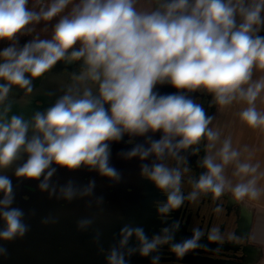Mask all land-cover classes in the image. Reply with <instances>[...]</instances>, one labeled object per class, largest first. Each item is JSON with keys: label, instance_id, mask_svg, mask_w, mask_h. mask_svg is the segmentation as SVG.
Segmentation results:
<instances>
[{"label": "clouds", "instance_id": "obj_1", "mask_svg": "<svg viewBox=\"0 0 264 264\" xmlns=\"http://www.w3.org/2000/svg\"><path fill=\"white\" fill-rule=\"evenodd\" d=\"M72 0H53L47 11L28 8V0H0V40L15 41L27 26L40 19L49 20L61 13ZM137 0H80L72 13L56 24L52 38L33 39L22 47L0 50V104L12 86L31 92L32 80L42 78L62 60L82 61L83 71L74 80L83 87L69 88L45 112H36L31 121L20 115H0V169H6L21 153L27 159L16 169V176L45 181L54 171L51 165L76 169L81 165L97 168L108 177H117L109 166V141L122 139L125 133L140 135L160 131V140L149 148L137 146L129 155L141 159L150 154L162 157L173 148L172 139H181L176 147L198 143L202 137L214 147L219 134L209 129L211 120L203 108L182 92L162 95L158 84H170L178 90L206 89L220 105L243 100L247 107L240 119L252 128H264V112L256 100L264 90V81L250 83L254 66L264 69V36L256 26L264 23V0H160L152 11H141ZM239 15L242 22L237 24ZM79 45V47H76ZM96 87V94L93 93ZM30 128L33 134L29 137ZM240 153L225 139L222 147L203 161L206 172L195 187L220 197L230 190L237 200H256V173L259 165L239 161ZM217 158L219 162H217ZM235 162V175L251 177L232 186L224 175L225 166ZM144 171L156 186L168 190V203L161 212L179 207L180 173L162 164L147 165ZM42 183L41 187H46ZM0 219L6 227L0 239L22 236L26 226L21 210L12 208V183L0 175ZM196 193H192L194 197ZM141 252L147 255L156 245L142 230ZM129 234H131L129 232ZM200 233L174 244L172 250L183 256L197 246ZM218 240L215 232L209 237ZM112 264H122L115 254Z\"/></svg>", "mask_w": 264, "mask_h": 264}, {"label": "flooded vegetation", "instance_id": "obj_2", "mask_svg": "<svg viewBox=\"0 0 264 264\" xmlns=\"http://www.w3.org/2000/svg\"><path fill=\"white\" fill-rule=\"evenodd\" d=\"M245 2L250 4L252 0ZM261 16L264 18V12ZM236 20L237 24L242 22L239 15ZM256 28L254 34L264 36V23ZM66 91L62 92L63 95ZM96 91L93 90V93L96 94ZM178 91L199 104L206 116L210 117L216 103L213 93L203 88L178 90L170 84L162 93L171 94ZM159 133L163 134L160 131ZM173 139L176 140V137ZM108 143L109 166L116 170L117 177L105 176L97 168L87 165L67 169L53 164L50 170L54 171L46 181L45 173L38 179L24 177L12 185L11 207L21 210L24 216H33L31 219L37 220L40 214L44 213L46 224H51L52 229L56 228V222H69H66L67 227H64V232L69 238H55L47 243L56 255L65 254L66 249H74L78 250L81 257L77 264H112L113 254L122 264H140L138 262L141 260L147 262L144 264H172L167 261L171 253L167 247H173L179 242L159 243L155 249L143 255V245L136 233L137 229L142 230L149 242L157 238L165 240L168 231L166 227H170L171 236L167 237L171 238L185 233L195 236L197 232L200 236L209 238L215 232L220 237L217 242L230 241L238 207L234 206L224 193L216 197L211 192L196 190L195 187L196 176L206 172L202 156L204 137L198 143L174 149V158L168 157L160 162H157L160 157L153 154L145 159H141L139 155H129L137 146L149 148L151 141L136 145L135 141L122 137L118 141ZM156 164H162L180 173L179 191L183 200L179 207L170 208L167 212H161L160 209L168 203L169 191L158 188L144 171L145 165L151 169ZM42 183L47 186L42 188ZM182 185L189 188L194 185V191H198L200 195L198 207L192 206L191 199L183 191ZM3 197L4 193L0 192V199ZM187 219L188 224L185 225ZM94 226H106L109 230L105 235L97 237L94 235ZM5 227L4 221L0 219V231ZM78 227L80 229H77ZM120 241L126 243L122 244ZM18 242L17 237L13 241L0 239V264L15 262L14 246ZM89 242L94 244L88 245ZM45 244L44 242L42 245ZM226 248L233 247L227 245ZM188 252L185 254H189Z\"/></svg>", "mask_w": 264, "mask_h": 264}, {"label": "crops", "instance_id": "obj_3", "mask_svg": "<svg viewBox=\"0 0 264 264\" xmlns=\"http://www.w3.org/2000/svg\"><path fill=\"white\" fill-rule=\"evenodd\" d=\"M52 3L53 0H28V8L37 13H42L47 11ZM79 3L80 0H72L61 13L51 19H40L28 25L27 29L29 30L18 34L15 41L0 40V50L12 45L22 47L33 39L50 40L54 34L56 24L62 17L70 15L73 8ZM159 3L160 0H137L136 7L141 11H152L159 6ZM76 47H79V45ZM82 71V61L62 60L42 78L32 80L31 92H26V90L18 86H12L6 98L21 100L26 96H31L40 98L43 101H48L51 98V106H53L63 96V91L69 88H78L80 92L83 91V87L74 80V76ZM41 80L43 83L40 86ZM262 81H264V69L254 66L250 83ZM0 83L6 82L0 81ZM161 86L159 93L165 91L169 84H158L156 88ZM93 90H97L96 87H93ZM38 99L34 100L36 106L41 105ZM255 104L258 111L264 112V90L261 91ZM247 106V103L243 100H234L229 105H223L222 116L214 131L219 134V139L215 142L214 147H209V149L210 155H214L222 147L223 141L230 139L232 148L240 153V162L259 165L256 173L258 177L256 186L261 190V194L256 200L247 198L237 200L230 190H225L224 194L230 202L241 209L243 224H249V231L248 235L246 231H242L227 242L233 248H228L229 251L224 253V258L214 256L213 259H225V257H228L232 258L234 264H264V128H252L240 119V112ZM217 162H219L218 158ZM235 172V162L225 166L224 175L232 186L251 179V177H244L242 181L241 177L235 175ZM212 241L217 242V240ZM238 247L244 248V253L240 251L235 253L231 250Z\"/></svg>", "mask_w": 264, "mask_h": 264}, {"label": "water", "instance_id": "obj_4", "mask_svg": "<svg viewBox=\"0 0 264 264\" xmlns=\"http://www.w3.org/2000/svg\"><path fill=\"white\" fill-rule=\"evenodd\" d=\"M42 80L40 82V86L42 85ZM161 85V84H160ZM160 88L161 87H157L155 90L160 92ZM159 89V90H158ZM162 95H165L164 93H160ZM38 99V98H34L31 96H26L25 98L21 99V100H12V99H7L5 100V102L3 104H0V115H5V108L10 106V111H8L6 113V118L10 119L11 116L13 115H20L22 116L25 120L31 121V118L33 117V115L36 112H45L47 109H49L52 104L51 102V98L48 101H43L40 98L38 99L39 102H41L40 106H36L34 100ZM33 134V130L30 128L29 130V137H31V135ZM163 135V134H162ZM162 135L159 133V131L157 132H151L149 131L148 133L144 134L143 136L140 135H131L128 133H125L123 135V138H128L131 139L133 141H135V144H144L146 141H156V140H160ZM181 138L178 137V141ZM177 141V137L176 140L172 139V144H173V148L169 151V150H165V153L163 154L162 157H160V159L157 162L163 161V159L168 158V157H175L173 155V151L174 149H182V147H176L175 145L178 143ZM155 155V154H153ZM27 159V154L26 153H21L18 158L12 163V165H10L8 168L6 169H0V175H5L7 176L10 180L12 185L17 183L18 180L23 179L24 177H20V176H16L15 172L16 169L18 167H20L21 165H23V163L26 161ZM199 175L196 176L194 182H197L199 179ZM237 220L235 221V228H234V233L233 236H237L238 233L242 232V231H246V234L248 235V231H249V224L247 223V225L243 224V215H242V211L240 208H238V213L236 214ZM188 220L186 221L185 225L188 224ZM246 226V227H245ZM167 234L165 236V239L167 240L166 243H170V242H179L182 243L185 240L188 239H192L194 237L193 234L188 235L187 233H185V235H176L173 238H171L170 236V227H166ZM185 230V229H183ZM199 233V232H197ZM167 235H170L169 237H167ZM196 235V234H195ZM246 235V236H247ZM122 244L126 243V241H120ZM118 243V242H117ZM212 245H210V244ZM229 245L228 243H219V242H214L212 241L210 238H206L205 235L203 236H199V239L197 240V246L189 249L188 253L189 254H184L183 256H178L173 250L172 247H167L168 250L171 251V253H169V259L167 260L169 263L172 264H234V262L232 261V258H228L225 257V259H213L214 256L218 257V258H224V253L229 251L228 248H226V246ZM233 252H242L244 253V248H240L238 247L237 249H231ZM127 255V254H125ZM138 263H147L144 261H139Z\"/></svg>", "mask_w": 264, "mask_h": 264}, {"label": "rangeland", "instance_id": "obj_5", "mask_svg": "<svg viewBox=\"0 0 264 264\" xmlns=\"http://www.w3.org/2000/svg\"><path fill=\"white\" fill-rule=\"evenodd\" d=\"M222 108L223 106L220 105L216 100L214 109L209 117L211 122L208 125L209 129H211L213 132L216 130V124L222 116ZM209 144L210 143L207 138L204 137V147L202 152L204 159L206 156L211 154ZM182 187L183 191H185V193L191 199L192 206L198 207L200 195H198V191H194V185H192L191 188L188 186L185 187L184 185H182ZM194 192L196 195L193 197L192 193ZM32 217L22 215L21 221L26 226V231L22 236H15L18 238L19 242L14 246L16 259L14 260L15 262H13V264H77L80 261L81 257L78 253V250L76 251L74 249H66L65 254L56 255L52 251L51 246L47 244L50 243L49 241H51V239L65 237L69 238L66 232H64V227H67L66 222L69 223L68 221L64 223V221L61 219L62 223L56 222V228L52 229L51 224H46L47 219L44 213H41L37 220L31 219ZM77 229L80 228L78 227ZM93 230L94 235L100 237L102 234L105 235L109 229L106 226L100 228L99 226H94ZM78 232L80 233V230ZM76 236L79 237L78 235ZM24 237H27V239ZM14 238L8 241H13ZM44 242L46 243L45 246L42 245ZM91 244L94 243L89 242L88 245ZM87 248L89 249L90 246ZM82 250L84 251V248H82Z\"/></svg>", "mask_w": 264, "mask_h": 264}]
</instances>
